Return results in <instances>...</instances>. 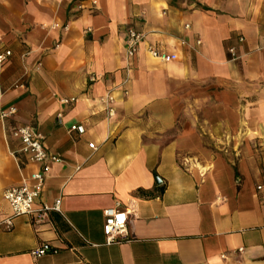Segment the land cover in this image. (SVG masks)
<instances>
[{
	"label": "crops",
	"instance_id": "crops-1",
	"mask_svg": "<svg viewBox=\"0 0 264 264\" xmlns=\"http://www.w3.org/2000/svg\"><path fill=\"white\" fill-rule=\"evenodd\" d=\"M130 26L145 35L133 60ZM7 50L0 264H264V0H0ZM22 125L62 159L33 205L60 198L61 211L40 223L3 196L41 167L13 154ZM117 207L129 236L108 245Z\"/></svg>",
	"mask_w": 264,
	"mask_h": 264
},
{
	"label": "built area",
	"instance_id": "built-area-1",
	"mask_svg": "<svg viewBox=\"0 0 264 264\" xmlns=\"http://www.w3.org/2000/svg\"><path fill=\"white\" fill-rule=\"evenodd\" d=\"M145 40V35L143 32L137 30L134 27L127 28V39H126V57L129 60H133L137 53L139 52L142 43ZM239 41L243 42V36L239 37ZM185 44V42H182ZM200 44V41H197ZM147 52L154 58L168 63L174 61L178 58L175 53H167L160 51L152 46L147 47ZM230 54L233 59H237L236 48L231 47L229 49ZM11 55V51L7 50L4 53H0V64H3L8 56ZM98 78L92 76L90 80L92 82L96 81ZM76 98H65L61 102L64 104H70L76 102ZM106 102H112L113 97L110 92L105 96ZM109 115H113L114 111L112 108L108 109ZM17 113V108L15 106L9 107L7 110L1 112V120H6L7 118L15 115ZM58 119L61 122L62 114H58ZM71 131H79L83 133L85 128L82 125H72ZM11 136L17 141L16 149L13 154L16 156H24L31 162L40 164V170L34 172L30 178L25 180L20 185L11 186L4 190V199L11 205L13 216L20 215H34L35 222L40 223L44 221L49 212L61 211V199L57 198L52 204L46 202L41 203V208L37 211L34 210L33 205L36 202H40L42 199L43 188L45 186V181L51 167L54 163L61 162V157L52 153L48 150L45 144V136L39 130H35L29 125H22L14 127L11 130ZM94 149V145L91 144ZM105 221L103 225V232L106 238V244L111 245L114 243H120L128 238L129 232L127 229V222L129 218V213L127 210L120 207L108 208L104 211ZM8 225H11V219L6 220ZM54 248L49 243H44L40 247L32 251V255L37 258L45 255Z\"/></svg>",
	"mask_w": 264,
	"mask_h": 264
}]
</instances>
